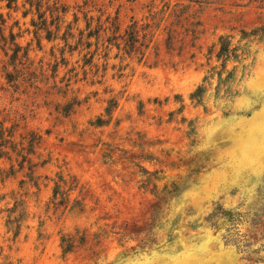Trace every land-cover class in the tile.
Returning <instances> with one entry per match:
<instances>
[{
    "label": "rangeland",
    "instance_id": "rangeland-1",
    "mask_svg": "<svg viewBox=\"0 0 264 264\" xmlns=\"http://www.w3.org/2000/svg\"><path fill=\"white\" fill-rule=\"evenodd\" d=\"M13 2L2 36L28 59L0 42V264H264V0H41L50 37Z\"/></svg>",
    "mask_w": 264,
    "mask_h": 264
},
{
    "label": "trees",
    "instance_id": "trees-1",
    "mask_svg": "<svg viewBox=\"0 0 264 264\" xmlns=\"http://www.w3.org/2000/svg\"><path fill=\"white\" fill-rule=\"evenodd\" d=\"M7 5L6 8L8 10H15L16 7L15 5L13 6V0H7ZM25 2L30 6H35L37 13H38V20L32 21V26L35 29V35H37V32L40 30L46 31L48 36L50 37V30H48L49 25H47V21L44 18V16H42L38 11L40 9V4H41V0H36V2L33 3V0H25ZM54 7V10H53ZM53 7H51L52 11L51 13H54L55 16H53V14H51V18L52 22L53 20H55L56 22V27H55V31L58 32L59 30V25L61 23H63V21L61 19H63L65 17L66 14V10H59L56 9V4L53 5ZM54 23V22H53ZM66 32L69 30V26L66 27ZM66 32L63 34V38L62 40L64 42H68V39L66 38ZM68 33V32H67ZM138 28H137V23H132L129 27L128 30L125 33V38L124 41L126 44H128V48L133 49L135 44L138 42ZM243 32H241L242 34ZM17 35L12 34V32H9L8 38H4L2 36V30H1V24H0V42H2L4 45L8 46V49L12 52L11 55V59L13 61L17 60L18 58V53L23 50V54L22 57L24 59H28V50L21 47L17 42ZM49 39V38H48ZM218 52L216 54L217 59H222V68L224 69L226 66V63L229 60H237V56H236V49H232L230 50L229 48V44L227 43L226 38L224 37H220L218 39ZM74 51V50H73ZM4 78L6 80V82H14L16 81L15 79H12L11 74H9L7 72V70H4ZM194 96V95H193ZM116 103L114 100H109L107 102V107L105 109V113L106 115H109V113L116 108ZM69 110H64V114H67ZM11 199L13 201V206L10 208H6V210H4V212L6 213V217L4 220V227L7 230V232L11 233L14 237H16L19 233L20 230V226L21 224L24 222L25 220V203L22 200V197H16L13 194L11 195ZM64 240L61 241V245H63ZM62 250L65 253L67 251V248H64V245L62 246Z\"/></svg>",
    "mask_w": 264,
    "mask_h": 264
}]
</instances>
